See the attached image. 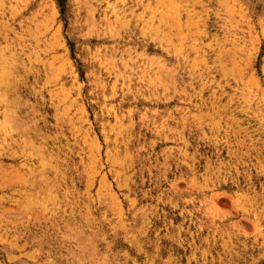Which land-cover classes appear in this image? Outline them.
Wrapping results in <instances>:
<instances>
[{
    "label": "rangeland",
    "instance_id": "374dc122",
    "mask_svg": "<svg viewBox=\"0 0 264 264\" xmlns=\"http://www.w3.org/2000/svg\"><path fill=\"white\" fill-rule=\"evenodd\" d=\"M0 264H264V0H0Z\"/></svg>",
    "mask_w": 264,
    "mask_h": 264
}]
</instances>
